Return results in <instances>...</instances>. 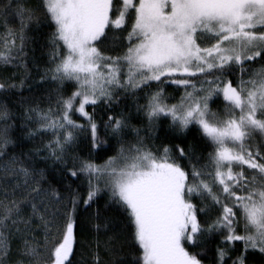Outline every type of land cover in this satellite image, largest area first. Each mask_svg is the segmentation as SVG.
Returning a JSON list of instances; mask_svg holds the SVG:
<instances>
[{
    "label": "snow or ice",
    "instance_id": "6c2138e0",
    "mask_svg": "<svg viewBox=\"0 0 264 264\" xmlns=\"http://www.w3.org/2000/svg\"><path fill=\"white\" fill-rule=\"evenodd\" d=\"M0 68V264H264V0H0Z\"/></svg>",
    "mask_w": 264,
    "mask_h": 264
},
{
    "label": "trees",
    "instance_id": "16d2710c",
    "mask_svg": "<svg viewBox=\"0 0 264 264\" xmlns=\"http://www.w3.org/2000/svg\"><path fill=\"white\" fill-rule=\"evenodd\" d=\"M41 43H43V41H41ZM47 51H48V50L45 48V49H43V52H41V51H39V50L36 52V55H37L38 57H42V59H41L40 62H39V63H40V68H41V69H43L44 67L48 66V65H47ZM257 67H259V66H257ZM29 70L33 72L34 77H35L36 79L39 78L38 76H35V69L32 68L31 64L29 65ZM12 71H15V70H14V69H8L7 71H5L4 69L0 68V74H2V75H10ZM69 90H72V89L69 88ZM168 91L171 92L172 89L169 88ZM27 94H28V93L25 92V95H27ZM172 102H175V101H172ZM213 107H214V109H215V108L218 107V106H217V105H214ZM12 111H13V113H17V109H16V108H13ZM89 111H91V109H89ZM78 122H83V119L81 118ZM133 123H137V122H136V121H133ZM161 135H162V134H161ZM9 136H10V138H11L13 141H17V143H19L20 132L18 131V129H12V130L9 132ZM129 138H131V137H129ZM188 140L191 141V140H192V137H191V136L188 137ZM164 142H169V141H164ZM177 142H179V141H177ZM35 143H38V141L24 140V141H23V144H24L23 151L27 152L28 149L32 148V147L34 146ZM156 143H157V144H160L161 141H157ZM9 151H10L11 153H14V154H19L20 151H21V148H20V147H17V146H14V145H10V146H9ZM207 151H211V149H208ZM85 154H86V153H85ZM114 154H115L114 149H113L112 151H109V152L107 153V155H114ZM107 155L104 156L102 159L97 160L96 162H97V163H103V160H104V159H107ZM40 166L43 167V164H41ZM106 199H107V198L105 197V200H106ZM104 202H105L104 200H101V201L99 202L101 207L103 206ZM109 235H111V233H109ZM101 239H104L103 235L101 236ZM205 264H211L210 260H207V259H206V260H205Z\"/></svg>",
    "mask_w": 264,
    "mask_h": 264
}]
</instances>
